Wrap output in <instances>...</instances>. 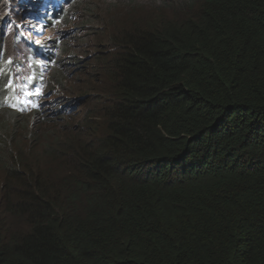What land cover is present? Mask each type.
Returning <instances> with one entry per match:
<instances>
[{
  "label": "trees",
  "instance_id": "16d2710c",
  "mask_svg": "<svg viewBox=\"0 0 264 264\" xmlns=\"http://www.w3.org/2000/svg\"><path fill=\"white\" fill-rule=\"evenodd\" d=\"M105 1L114 94L35 169L0 118V264H264V0Z\"/></svg>",
  "mask_w": 264,
  "mask_h": 264
},
{
  "label": "rangeland",
  "instance_id": "374dc122",
  "mask_svg": "<svg viewBox=\"0 0 264 264\" xmlns=\"http://www.w3.org/2000/svg\"><path fill=\"white\" fill-rule=\"evenodd\" d=\"M105 2L108 1L84 0L73 5L66 1L63 11H68V19L62 27L58 7L49 9L53 1L50 4L46 0H0L3 49L9 61L18 60L21 64L13 81L15 90L11 95L15 98L8 104H13L18 112L12 119L16 127L19 124L15 133L21 140L18 151L25 158V166L35 169L38 164L48 165L47 155H41L47 144L44 136L47 127L43 120L52 113L54 100L61 101L81 93L114 94L116 87L112 77L117 73L110 60L117 50L112 47L110 36L119 33L118 27L121 28V21L126 19L122 18L121 3L115 9L118 11L112 10L108 14ZM87 3L91 4L90 15L87 14L89 9L84 8ZM52 16L54 20H51ZM134 16L130 14L128 25L137 22ZM113 24L115 28H112ZM67 36H70L68 51L60 54L57 44ZM31 49H35L36 55L35 51L30 55ZM52 52L54 56L50 55ZM76 62L79 64L75 65ZM19 120L22 122L18 123ZM66 124V121H59L60 126ZM29 133H35L37 141L30 143ZM12 224L16 231L14 221Z\"/></svg>",
  "mask_w": 264,
  "mask_h": 264
},
{
  "label": "bare ground",
  "instance_id": "6f19581e",
  "mask_svg": "<svg viewBox=\"0 0 264 264\" xmlns=\"http://www.w3.org/2000/svg\"><path fill=\"white\" fill-rule=\"evenodd\" d=\"M57 1H58V0H56V2H57ZM60 1H63V0H60ZM60 1H59V2H60ZM64 1H65V0H64ZM63 6H64V4H63L61 7H63ZM67 15H68V13L64 16V20H66V21H67V19H68V16H67ZM64 26H66V25L64 24ZM64 26H62V27H64ZM43 121L45 122V120H43ZM17 122H18V123H21L22 120H19V121H17ZM57 123L59 124V121H58ZM18 126H19V124H17V127H18ZM45 126H46V124H45ZM46 127H47V126H46ZM52 128H53V126H52ZM57 128H58V127H57ZM54 130H55V128H54ZM45 132H46V131H45ZM45 137H46V136H45ZM45 146H46V145H45ZM42 152H43V153H41V155H43V154L47 155V151L44 152V151L42 150Z\"/></svg>",
  "mask_w": 264,
  "mask_h": 264
},
{
  "label": "clouds",
  "instance_id": "9594fccd",
  "mask_svg": "<svg viewBox=\"0 0 264 264\" xmlns=\"http://www.w3.org/2000/svg\"><path fill=\"white\" fill-rule=\"evenodd\" d=\"M54 2H56V0H54ZM57 3H59V1H57ZM53 7V4H52V6L49 8V9H55V8H52ZM55 18H54V16H52L51 17V20H54ZM50 23V22H49ZM49 27V26H48ZM45 124H46V120H45ZM45 134H46V132H45ZM45 134H44V136H45ZM28 141H29V139H28ZM34 141H37L36 139L34 140ZM34 145V144H33Z\"/></svg>",
  "mask_w": 264,
  "mask_h": 264
}]
</instances>
